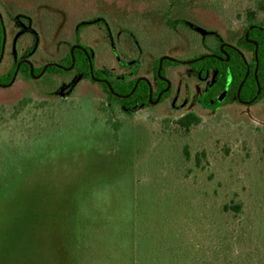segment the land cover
<instances>
[{
    "label": "rangeland",
    "instance_id": "obj_1",
    "mask_svg": "<svg viewBox=\"0 0 264 264\" xmlns=\"http://www.w3.org/2000/svg\"><path fill=\"white\" fill-rule=\"evenodd\" d=\"M258 1L0 0L2 74L60 64L78 36L112 78L116 60L146 81L156 60L180 64L170 98L130 117L78 77L49 97L0 87V264H264V100L207 110L186 65L234 45Z\"/></svg>",
    "mask_w": 264,
    "mask_h": 264
},
{
    "label": "trees",
    "instance_id": "obj_2",
    "mask_svg": "<svg viewBox=\"0 0 264 264\" xmlns=\"http://www.w3.org/2000/svg\"><path fill=\"white\" fill-rule=\"evenodd\" d=\"M258 14L264 16V0L256 2L255 10L247 13L243 36L234 45H226L217 37L210 54L186 64L195 80L209 83L207 91L199 99L200 105L207 110L217 111L229 102L240 105L251 103L246 106H252L264 100V28L257 21ZM84 27L79 26V31ZM4 32L0 19V60L4 56ZM75 43L77 48L73 50V54L70 51L60 64L35 68L30 64L28 56L16 60L6 73H0V87L8 86L16 77H21L24 81L33 82L42 94L49 97L58 90L59 80L78 77L86 83L99 86L104 95L102 111L116 106L129 117L138 111L151 108V103L157 99L159 103H163L170 98L172 88L169 87L165 70L179 67L177 62L163 60L158 75L160 61L156 60L151 71L152 81H146L139 77L138 58L137 63L125 65L116 60L124 66L121 68L126 73L119 78H112L106 72L95 70L90 50L80 46L79 36ZM222 45L226 46L221 50ZM34 78L39 79L34 81ZM29 104L30 100L22 101L18 106L22 109ZM199 123L200 119L190 114L177 121L176 125L183 132L189 133ZM195 249L200 248L197 246Z\"/></svg>",
    "mask_w": 264,
    "mask_h": 264
},
{
    "label": "water",
    "instance_id": "obj_3",
    "mask_svg": "<svg viewBox=\"0 0 264 264\" xmlns=\"http://www.w3.org/2000/svg\"><path fill=\"white\" fill-rule=\"evenodd\" d=\"M254 29V27L253 28H251L250 30H253ZM247 35H248V33L246 34V37H247ZM224 46H226V45H222V47H221V50H222V48L224 47ZM77 47H74L72 50H71V55L73 54V50L74 49H76ZM256 51H257V46H256ZM3 52H4V49H3ZM166 58H164V59H162V60H160V67H159V70H158V75H160V70H161V65H162V62H163V60H165ZM1 60H2V57H1ZM1 60H0V62H1ZM167 60H170V59H167ZM172 61V60H171ZM191 63V62H190ZM94 81H96V80H94ZM96 82H98V81H96ZM256 99V98H255ZM152 104V103H151ZM251 103H246L245 105H250Z\"/></svg>",
    "mask_w": 264,
    "mask_h": 264
}]
</instances>
